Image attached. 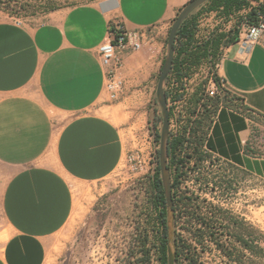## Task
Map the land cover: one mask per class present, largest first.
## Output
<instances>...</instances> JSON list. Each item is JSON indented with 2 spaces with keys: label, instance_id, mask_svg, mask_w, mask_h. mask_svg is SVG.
Returning <instances> with one entry per match:
<instances>
[{
  "label": "crops",
  "instance_id": "1",
  "mask_svg": "<svg viewBox=\"0 0 264 264\" xmlns=\"http://www.w3.org/2000/svg\"><path fill=\"white\" fill-rule=\"evenodd\" d=\"M61 1L21 25L0 15V264L54 263L57 236L84 209L82 186L123 162L130 110L141 107L132 95L152 83L165 36L191 0ZM201 6L192 13L224 12ZM114 21L129 32L156 33L124 55V88L111 101L96 50ZM224 52L220 75L239 93L237 105L264 118V34L248 57L234 43ZM249 115L222 110L208 150L264 181V155L246 147Z\"/></svg>",
  "mask_w": 264,
  "mask_h": 264
},
{
  "label": "rangeland",
  "instance_id": "2",
  "mask_svg": "<svg viewBox=\"0 0 264 264\" xmlns=\"http://www.w3.org/2000/svg\"><path fill=\"white\" fill-rule=\"evenodd\" d=\"M59 4H62L61 0H0V15L11 20L19 19L26 22L34 18L37 19ZM247 11L244 8L240 11H234L232 14L228 13L231 14L229 16L223 14V21L217 28H213L209 40L206 41L204 37L207 36V30H212V26L206 27L205 25L204 32L199 33L194 39L192 47L189 46L184 49L188 51L189 63L199 64L202 68L195 71L198 72V75L188 85L181 103L172 105V108L167 106L169 121H171L168 128L169 135L183 136L190 128V133L193 134L190 137L191 142L195 143L197 140L195 138H203L207 133L212 117L218 109L219 101L215 99L211 104L209 102L211 108H207V105L203 106L200 102V91L203 90L202 85L205 82L203 79L209 68L205 71L204 67L210 66L209 62H212L214 56L216 58L223 40L232 39L229 38L230 32L243 20ZM221 13H224L223 10ZM199 15L201 14L194 15L193 24ZM230 16H233V19ZM214 20L215 18L209 21L207 25L213 24ZM168 33L165 36L161 51L159 68L151 80L152 83L148 86L149 89L144 88L145 85H141L136 88L137 92L132 95L135 100L140 102L141 107L130 110L134 117L130 121L128 147L125 155L130 150L134 152L136 149L141 150L145 162L144 168L137 172L129 170L124 166V155L123 162L111 176L96 184L82 186L81 189L86 194L83 200L84 209L79 208L73 221L57 236L56 240L60 242V251L52 264H128L127 252L141 247L139 243L141 235L147 236L146 246L151 249L153 264H157L155 252L159 229L154 216L156 212L153 209L154 200L151 198L150 185L156 168L159 166L162 113L156 101L155 89L167 54ZM177 42L175 43L177 44ZM200 44L204 45L200 47ZM175 56L174 50V58ZM181 58H185V56L180 57L178 63ZM169 75L164 84V93L168 87ZM228 103L230 107L233 105V110L243 112L246 116L249 115L241 106L235 105V102L230 101ZM249 118L251 120L249 123L251 138L246 147L254 153L256 146L260 154L264 155V118L254 115H249ZM185 147L187 155L198 158L197 155L193 154L194 146L185 145ZM168 162L167 158V175L170 184L172 169H170ZM209 162L211 161L203 162L200 166L203 172H208L209 177H212L214 172H220L222 168L223 170L226 168L224 163L220 165L217 162H213V164ZM191 169L194 173L190 176L195 178L196 174H199L198 170L192 166ZM241 175V190L238 197L232 200L231 206L236 213L244 215L246 221L254 224L255 229L264 234V181L255 178L253 193L251 176L246 172ZM187 185L191 190L195 188L190 182ZM217 197L220 199L222 195L218 193ZM222 198L227 201L225 196ZM226 201L220 204L223 209H226ZM172 230L175 231L174 224ZM203 261L206 264H224L215 253L206 255ZM261 264H264V261Z\"/></svg>",
  "mask_w": 264,
  "mask_h": 264
},
{
  "label": "built area",
  "instance_id": "3",
  "mask_svg": "<svg viewBox=\"0 0 264 264\" xmlns=\"http://www.w3.org/2000/svg\"><path fill=\"white\" fill-rule=\"evenodd\" d=\"M221 11L222 9L219 11L201 13V15L197 17L195 23L193 24L192 37L188 43L186 37L180 36L178 38V42L176 44L177 50H182L183 53L180 57L185 56V58H181L179 61V70L173 71L169 75L168 87L165 93L167 106L169 105L172 108V105L181 103L184 97V92L187 91L188 85L195 78V76L198 75V72L196 73L195 71H198L202 68V66L199 64H193L192 62L189 63L190 58L186 59L188 57V51L184 49H186V47L188 48L189 46L192 47L194 39L199 35V33L201 34L204 32L205 25L206 27L211 25L212 30H207V36L204 38L206 41L211 38L213 28H217L224 19L222 16L224 13H221ZM231 14H228V16ZM213 18H215L214 23L207 25L209 21L213 20ZM230 18L233 19V16H230ZM13 22H15L16 25H21L23 23L19 19H13ZM155 33L156 31L154 27L129 32L125 30L124 26L119 21L109 23L107 40L100 44L96 50L97 57L103 70L104 90L108 95L109 100H116L124 88L125 82L120 75L122 68H124V55L128 52H138L141 50L143 44L154 39ZM230 34L231 36H229V38H237L234 42V45L237 46L238 53L243 57H248L254 46L258 44L261 36L264 34V16L258 14L257 21L251 22L245 14L243 20L235 26V29H233ZM228 42V39L223 40L219 47L216 58L214 56L212 62H209L210 66L204 67L205 71L208 67L209 68L207 69L203 79L205 82L202 85L203 90L200 91V102L203 106L207 105V108H211L210 104L215 99L219 101L218 109L212 117V121L207 133L203 136V138H195L197 139L195 143L191 142L190 137L193 134L190 133V128L186 133L183 134V136L169 135V141H173L182 137L183 146H194L200 153L210 156L213 160L217 159L218 157L214 156L208 150L209 133L214 126L217 115L222 110H233V105L231 107L228 106V102L233 101L236 103L235 105H237V100L239 98V93L227 82L223 76L220 75V70L223 67V62L225 61L226 57L224 47L225 44H228ZM203 45L204 44H200V47ZM169 124L171 125V121H169ZM144 165L145 162L141 150L136 149L135 152L130 150L126 153L124 159V166L126 168L137 172L141 171L144 168Z\"/></svg>",
  "mask_w": 264,
  "mask_h": 264
},
{
  "label": "trees",
  "instance_id": "4",
  "mask_svg": "<svg viewBox=\"0 0 264 264\" xmlns=\"http://www.w3.org/2000/svg\"><path fill=\"white\" fill-rule=\"evenodd\" d=\"M255 3V5H252ZM209 8V10L215 8H223L224 13H230L231 11H240L242 9H247L246 17L251 22L257 21L258 14L264 16V2L260 0H208L202 6ZM194 13L190 14L182 23L176 34V40L178 38L186 37L187 43L192 37V27L194 22ZM237 38L234 37L229 40L228 43H234ZM175 58L173 60L172 68L170 73L179 70V60L182 50L178 51L176 43L174 45ZM189 57V56H188ZM188 57L186 59H188ZM159 137V136H158ZM157 137V141H158ZM184 150L183 140L177 138L173 141L168 142L167 155L168 164L170 165L171 160L179 165L176 169V175L172 182V188L175 189L174 195H179L181 193V187L185 177V172L183 164L185 159L190 158L189 155H181ZM198 150L196 149L195 152ZM178 152L179 155L175 153ZM198 160L202 161L204 158L210 156L203 155L199 151ZM182 164V165H181ZM152 197L154 200V205L158 211V232L156 237V259L157 264H168L167 255V202L165 193L163 190L162 182L160 179L159 166L156 168V172L153 181L150 185ZM180 196V195H179ZM174 196L171 194L173 219H174V261L175 264H206L203 260L206 255H213L215 253L224 264H261L264 261V234L258 229H255L254 234V245H252V240L249 236V229L245 226L244 230L238 231L234 236H229L227 232H220L223 227V220L220 217L222 209L218 206L208 203V213H209V225L207 231L201 230L200 228L194 227L191 232L187 230L188 228L180 224V219L183 218V214L179 208L175 207ZM178 202V200H177ZM176 209L178 212L176 213ZM199 209V208H198ZM195 215V213L193 214ZM196 218H200V214L196 215ZM182 222V220H181ZM193 227V226H192ZM226 227H223V229ZM188 233V234H187ZM147 236H144L142 240H139L141 247L136 250H129L127 252L128 264H153L151 249L147 248ZM254 258V259H253Z\"/></svg>",
  "mask_w": 264,
  "mask_h": 264
},
{
  "label": "flooded vegetation",
  "instance_id": "5",
  "mask_svg": "<svg viewBox=\"0 0 264 264\" xmlns=\"http://www.w3.org/2000/svg\"><path fill=\"white\" fill-rule=\"evenodd\" d=\"M186 147L184 146V150L181 155H187L185 152ZM196 148H194L193 154L197 155V152H195ZM176 155H179L178 152L175 153ZM180 156V155H179ZM190 158L185 159L184 162V168L183 171L186 173L184 177V182L181 187V193L179 192V195H174L175 189L172 188V182L176 175V169L177 166H179L173 160H171V163L169 165L170 169H172L171 175V194H173L175 201V207L179 208L181 210V213L183 214V218L180 219V224L184 225V227L188 228L187 230L191 229V232L196 228H200L201 230L207 231L208 229V219H209V213H208V203H211L213 205L218 206V208L222 209L220 213V217L223 220V227H226L223 229V227L220 229V232L224 233L227 232L228 235L234 236L238 231L244 230L245 226L249 229V236L252 240V245H254V234H255V226L254 224L246 221L244 215L236 213L232 206V200H234L235 197H238L240 190H241V180L243 170H241L238 165L233 163H224L221 162L218 158L213 160L211 157L204 158L202 161H199L198 158H193L192 155H189ZM209 162L210 164H213V162H217L220 165L222 163L225 164V169L219 172H214L212 177H209L208 172H203L202 168L200 167L203 162ZM182 165V164H181ZM192 167H195L198 170L199 174H196L195 178H192L190 175L194 173L191 169ZM250 175V174H249ZM253 180V189L252 192L254 193V180L255 176L250 175ZM192 183L195 188L190 189L187 185L188 183ZM187 185V186H186ZM184 187V188H183ZM220 193L223 196L227 198V201L221 197H217V194ZM178 200V202H177ZM214 201L219 202L216 204ZM223 201H226V209H223V207L220 205L223 203ZM254 201V197H253ZM229 204V207H228ZM199 208V209H198ZM153 209H155L154 212H156V222H158V211L156 209V206L153 205ZM176 213L178 212V209H176ZM195 213V215H193ZM200 214V218L197 219L196 215ZM182 220V222H181ZM193 226V227H192ZM188 234V233H187ZM144 237L141 235L139 237V240H142ZM254 259V258H253Z\"/></svg>",
  "mask_w": 264,
  "mask_h": 264
},
{
  "label": "water",
  "instance_id": "6",
  "mask_svg": "<svg viewBox=\"0 0 264 264\" xmlns=\"http://www.w3.org/2000/svg\"><path fill=\"white\" fill-rule=\"evenodd\" d=\"M208 0H191L189 1L183 9L178 13L177 17L171 24L168 37H167V54L166 58L161 67V71L156 84L155 94L156 101L160 107L162 113V126L160 132L159 140V170L160 179L162 182L163 190L167 202V255L168 264H175L174 261V231L172 230L174 219L171 201V188L169 184V178L167 175V148H168V138H169V110L167 108L166 96L164 93V84L171 71L173 59H174V43L176 39V34L184 20L199 6L207 2Z\"/></svg>",
  "mask_w": 264,
  "mask_h": 264
}]
</instances>
